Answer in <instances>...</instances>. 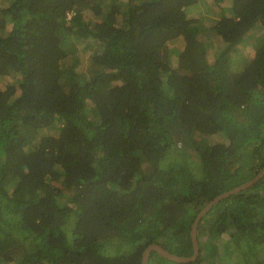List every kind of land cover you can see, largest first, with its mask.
Instances as JSON below:
<instances>
[{
    "label": "trees",
    "instance_id": "1",
    "mask_svg": "<svg viewBox=\"0 0 264 264\" xmlns=\"http://www.w3.org/2000/svg\"><path fill=\"white\" fill-rule=\"evenodd\" d=\"M199 1L0 3V264L191 256L264 166V0ZM197 240L147 264L264 247V176Z\"/></svg>",
    "mask_w": 264,
    "mask_h": 264
},
{
    "label": "rangeland",
    "instance_id": "2",
    "mask_svg": "<svg viewBox=\"0 0 264 264\" xmlns=\"http://www.w3.org/2000/svg\"><path fill=\"white\" fill-rule=\"evenodd\" d=\"M200 4L198 6V8L195 9V11L192 12L193 15L196 16H200V15H206L208 18V16L212 17L211 12L214 13L213 14V18L215 17H219L220 15V10L224 9L225 11L228 10L229 6L228 3H223L222 8H220L218 5L215 4H211L210 5L205 1V0H200L199 1ZM0 3H6L5 0H0ZM203 21H205V23H209L208 20L203 19V17H201ZM255 32H253L248 38H245V42L242 44V46L239 48V52L242 53L241 55H243L244 57H248V54L251 55L252 52L254 51V44H256V42L254 41V37H255ZM71 38V37H70ZM71 39H68V41H70ZM84 46V41H80V42H76V48L82 52ZM71 60V58L69 59ZM9 78H5L3 80H0V84H4L6 81H9ZM223 240L222 241H226L225 239L227 238L226 235L222 236ZM221 241V240H220ZM222 241L219 243V247L217 250V256L214 257L216 258V260H210L213 261L212 264H242L244 261H251V262H257L259 260H264V251L263 248L264 247H260V248H255L253 246H251L250 244H248L246 242L245 244V248L242 247V250L234 251V248H230V251H232L231 256H227L224 251V246L222 245ZM245 250V251H244Z\"/></svg>",
    "mask_w": 264,
    "mask_h": 264
},
{
    "label": "water",
    "instance_id": "3",
    "mask_svg": "<svg viewBox=\"0 0 264 264\" xmlns=\"http://www.w3.org/2000/svg\"><path fill=\"white\" fill-rule=\"evenodd\" d=\"M264 176V166L259 170V172L253 176L251 179L247 180L246 182H243L240 185L235 186L231 190L225 191L214 197L212 200H210L195 216L192 224H191V230H190V236H191V242H192V248L193 253L191 256H179L176 254H173L169 251H167L165 248H163L161 245L157 243H151L149 244L141 254V264H147L149 259V254L151 251L157 252L160 256H162L165 259L171 260L173 262L177 263H188L191 261H194L199 256V244L197 240V226L202 219L203 216L212 208L213 205L218 203L219 201L238 193L246 188H249L250 186L257 183L259 180L262 179Z\"/></svg>",
    "mask_w": 264,
    "mask_h": 264
},
{
    "label": "crops",
    "instance_id": "4",
    "mask_svg": "<svg viewBox=\"0 0 264 264\" xmlns=\"http://www.w3.org/2000/svg\"><path fill=\"white\" fill-rule=\"evenodd\" d=\"M223 10H224V9H223ZM228 10H229V8H228ZM228 10H227V11L224 10V13L227 14V13H228Z\"/></svg>",
    "mask_w": 264,
    "mask_h": 264
},
{
    "label": "built area",
    "instance_id": "5",
    "mask_svg": "<svg viewBox=\"0 0 264 264\" xmlns=\"http://www.w3.org/2000/svg\"><path fill=\"white\" fill-rule=\"evenodd\" d=\"M68 15L70 16V13Z\"/></svg>",
    "mask_w": 264,
    "mask_h": 264
}]
</instances>
